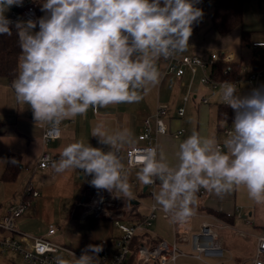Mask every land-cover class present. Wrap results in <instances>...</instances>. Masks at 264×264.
<instances>
[{"label": "clouds", "instance_id": "1", "mask_svg": "<svg viewBox=\"0 0 264 264\" xmlns=\"http://www.w3.org/2000/svg\"><path fill=\"white\" fill-rule=\"evenodd\" d=\"M198 2L43 0L44 16L13 21L5 13L24 0H0V35H12L15 28L21 50L11 84L16 102L31 108L36 125L51 126L85 116L90 108L140 102L164 77L158 62L187 51L193 24L204 15ZM220 89L221 101L235 113L222 144L193 130L179 144L175 164L156 147L140 157L137 180L152 187L155 205L178 222L195 214L201 188L222 196L243 186L250 199L264 203V91L242 96L229 81ZM91 136L110 150L77 140L60 150L52 169H78L92 176L94 188L131 198L129 172L117 153L133 144L132 131L99 121ZM15 163L0 159V165ZM102 250L89 244L79 258L73 252L70 258L55 255L54 264H99Z\"/></svg>", "mask_w": 264, "mask_h": 264}, {"label": "crops", "instance_id": "2", "mask_svg": "<svg viewBox=\"0 0 264 264\" xmlns=\"http://www.w3.org/2000/svg\"><path fill=\"white\" fill-rule=\"evenodd\" d=\"M217 2L218 0H202L199 8L203 10V5L208 6L206 10L212 14ZM39 3L41 7L43 1H39ZM40 14H42L41 10ZM202 25L199 20L198 27L193 28L192 35L189 38L187 51L177 54V56L195 55L208 60L213 52L232 54L233 61L240 62L242 66L246 67V71L240 78L237 93L242 96L250 94L252 85L248 81L249 76L253 71L262 69L261 67L264 64V49L252 47L254 42L264 41V0H255L248 3L245 7L242 28L234 30L227 36H220L211 26L205 28L206 26L203 27ZM242 31L248 33L247 45L241 43ZM158 67L163 73L167 67L166 61L163 59L159 61ZM200 79L201 72L193 76L190 71H187L183 77H178L173 73L164 74L160 84L138 103L113 104L100 109L98 112L90 108L85 116L64 120L60 124L61 138L48 145L47 148L54 155L59 156V152L64 146L77 140H83L93 147H99L105 152L109 151V146L98 143V138L91 136L93 127L99 121H104L112 130L128 127L132 131L133 144L124 147L122 150L125 151L131 147L143 145L138 137L144 120L151 117L154 122V113L159 104L166 105L169 108V114L166 117L168 133L158 138L157 150L164 152L169 163L175 164L177 162L176 152L179 144L193 130L198 131L202 136L216 137L218 142L222 144V136L224 138L222 130L227 125L218 123V106L221 103H217L216 106L212 105L211 101L215 100L214 91L205 89ZM258 83L261 90L264 91V77ZM11 84L5 78L0 77V159H8L12 154L19 155L22 162V171L16 182H3L1 177L7 165H0V214H4L11 205L19 204L23 200L26 186L32 182L40 192V196L34 199L33 205L17 220L20 231L36 236L46 235L49 226L55 224L50 222L47 228H37L35 222L39 221L43 214H49L51 220H62L61 209L64 206L69 207L71 205V211L66 214L65 218L68 225L62 232L57 226L58 231L56 235L51 237V240L82 254V250L89 244L100 245L105 240L115 238L113 236L115 224L112 220L103 218L100 222L92 225L91 220L88 218L85 220L78 218L84 210V206L80 203L86 201V195H91L98 190L89 183L92 179L91 175H85L78 169L58 174L52 167L48 169L36 168L40 155L45 150L43 143L44 125L35 124L29 106H23L16 102ZM186 97L187 100H185ZM204 98L209 100V104L203 103ZM180 108L185 109V114L182 117L178 114ZM220 127L222 130H220ZM180 129H184L185 133L176 137L175 134ZM120 158L126 165L125 157ZM137 171L135 168L130 169L129 175L135 179ZM24 181L27 185L21 190L20 187ZM145 188L147 186H141L139 182V189H131L134 190L135 197L120 196L126 207L125 219L128 222H137L148 213L149 207L146 211L140 210L142 203L139 196H149ZM204 190L206 192L204 196H200V191L196 194L197 200L194 207L197 216L195 222L198 219L201 223L205 219L204 216L207 215L215 216L213 213L222 214L232 220L231 223L227 222L231 227L239 222L253 228L256 246V237L264 234V203H257L250 199L246 188L243 186L222 196ZM238 209L241 211L240 214L237 212ZM157 215L156 219L160 215L161 219L172 227V223L164 217L162 210H159ZM71 227L83 232L88 227L92 234L89 236L72 235L70 237ZM238 231L245 232L239 229ZM57 236L61 237L62 240L55 241L54 238ZM63 255L67 257L66 254ZM9 260H7V263H9Z\"/></svg>", "mask_w": 264, "mask_h": 264}, {"label": "built area", "instance_id": "3", "mask_svg": "<svg viewBox=\"0 0 264 264\" xmlns=\"http://www.w3.org/2000/svg\"><path fill=\"white\" fill-rule=\"evenodd\" d=\"M202 0L196 4L200 6ZM38 0H31V4L24 7L21 11L15 8H10L5 13L6 17L16 21L33 19L36 20L41 17L40 5ZM198 27V22L193 24V28ZM35 29L34 31H38ZM253 48L264 49V41L254 42ZM167 67L164 70V74L173 73L178 77H183L187 71H190L192 75H196L201 72V84L205 89L213 90L220 93V85L225 81L214 79L211 76V66L216 62L233 61L232 54H222L219 52H213L210 54L208 60H204L195 55H185L182 57L174 56L169 60H165ZM246 71V67L243 66L240 70L239 78L232 82L236 85L237 91L240 82V78ZM264 77V71L262 69L255 70L249 76V83L252 85V90L260 89L261 87L258 81ZM262 91V90H261ZM188 98L186 97L185 100ZM203 103L209 104L207 98L203 99ZM221 104H224L221 102ZM169 114V108L166 105L159 104L154 113V122L151 117H147L144 120L143 127L139 134V140L143 142V145L134 146L127 150H122L117 153L119 157H125L126 170L130 169L139 170L141 163L140 157L143 151L149 147L157 148L158 138L168 133V124L166 117ZM179 116H184L185 109L180 108L178 110ZM231 129V125H227L223 128L222 132L226 138L228 132ZM185 133L184 129H180L175 134L179 137ZM61 127L51 126L44 124L43 143L45 150L40 155L36 168L48 169L51 167L52 160L58 159L59 156L54 155L47 146L58 141L61 138ZM129 182L131 189H139V182L133 179L129 175ZM146 192L152 197V187L147 186ZM27 199L22 200L17 205H11L4 214H0V254L5 255L7 253H16L21 257L23 264H54V256L57 254H68L73 252L77 258L81 255L75 250L61 245L51 240V237L56 235L58 228L56 225H50L48 232L44 236H36L29 233L22 232L18 229L17 220L24 214V212L33 205L34 199L40 196V192L30 182L25 190ZM205 190H200V196L205 195ZM118 195V194H116ZM107 190H97L88 201H83L80 205L84 206V210L79 214L78 218L85 220L88 217L95 218H107L114 222L115 226L121 231V235L117 238H111L103 241V250L96 256L99 264H128V261L134 256V264H177L180 257L191 256L202 259L203 257L219 259L221 263L225 257V250L223 243L219 235V230L230 229L234 231L227 222L217 218L214 215L204 216V220L201 221L199 231L195 232V213L188 221L178 222L172 219L170 214L164 212V217L172 223V231L174 240L169 242L165 239L151 234L149 227L153 224V221L157 218V212L162 210L159 206L153 203L149 206V212L137 222H128L126 218V207L114 208V204H123V199L116 196ZM153 199V197H152ZM163 211V210H162ZM240 214V209L237 210ZM235 234L241 236H248V233L235 230ZM140 235L143 237V241L133 246V241ZM135 247V248H134ZM184 247L191 248L192 252L187 253L183 250ZM68 257V255H67ZM70 258V257H68ZM7 264H15L14 260H9ZM241 264H264V234L256 237V249L255 254L247 262Z\"/></svg>", "mask_w": 264, "mask_h": 264}, {"label": "trees", "instance_id": "4", "mask_svg": "<svg viewBox=\"0 0 264 264\" xmlns=\"http://www.w3.org/2000/svg\"><path fill=\"white\" fill-rule=\"evenodd\" d=\"M255 0H218L213 12L211 14V28L214 29L220 36H227L234 30L242 28L245 16V7L248 3ZM259 1V0H258ZM31 4V0H24L22 7L12 6L18 11H21L24 7ZM248 33L242 31V45L248 44ZM21 50L19 47V40L16 33V29H12V35H0V77L5 78L7 81H12L18 75V63ZM240 62L231 61L229 63L224 61L216 62L211 66L210 72L214 79L220 81H234L239 78L240 70L242 68ZM259 68V67H258ZM264 71V64L262 65ZM258 70V69H257ZM234 110L226 105L220 104L218 106V123H224L225 125H231L234 119ZM220 130L222 128L220 127ZM8 159H15V164H7L4 173L2 174V181L7 183L16 182L22 171V162L19 155L12 154ZM95 193V192H93ZM92 193V194H93ZM91 195H86L85 200L88 201ZM27 199L24 192L23 200ZM215 216L223 221L232 222L228 217H225L219 213H213ZM91 220V224L95 225L103 218L88 217ZM143 237L137 235L133 241V246L141 243ZM135 248V247H134ZM128 264H134V256L130 258Z\"/></svg>", "mask_w": 264, "mask_h": 264}, {"label": "rangeland", "instance_id": "5", "mask_svg": "<svg viewBox=\"0 0 264 264\" xmlns=\"http://www.w3.org/2000/svg\"><path fill=\"white\" fill-rule=\"evenodd\" d=\"M39 1H43V0H39ZM206 8H208V6L203 5L204 15H203L202 19L200 20L201 24H203L202 26L203 27L206 26L205 28L211 26V17H210L211 13H210V11L208 12L206 10ZM41 13H42L41 17L45 15L44 12L41 11ZM215 93L216 92L213 93L215 96V100L211 101L212 105H214V106H216L217 103L220 104L222 102L221 97H220V93L217 92L216 95H215ZM224 139H225V137L223 138V136H222V142ZM26 185H27L26 181H24L22 183L20 189L22 190L23 188H25ZM142 185L143 184H141V186ZM131 191H132V197H135L136 194L134 193V190H131ZM139 200L142 203L141 207H140L141 211H146V209H148V207L152 204L151 197H149L147 195L146 196H139ZM122 206L125 207L124 204H120V205L117 203L114 204V208H119V207L121 208ZM71 207H72L71 205L69 207L64 206L63 209H61V215L63 217L62 220H56V219L51 220L49 217V214H45V215L43 214V215H41L42 218H40L39 221L35 222V224H36L35 226L37 228H47L49 226L48 224L50 222H52L56 226H59V228L62 232L63 229L68 225L66 223L65 218H66V214H68V212L71 211ZM148 212H149V209H148ZM199 224H200V221L197 219L195 222V226H196L195 232L199 231ZM233 228L237 229V230L238 229L243 230V231L247 232L249 235L244 237V236H241L239 234H235L234 231H231V230H220L219 231V235H220L222 243H223V248L225 250V257L221 261V263H223V264H241L242 262H247L255 254L256 246H255V239L253 237L254 229L249 227V226H245L243 223H239V222H237L233 226ZM149 229H150L151 234L156 235L162 239H165L169 242H173V240H174L172 227H170V225L167 222H164L163 219H161L160 215H159L158 219L153 221V224L149 227ZM113 230H114L113 236L115 238H117L121 235V233L117 229V227L114 226ZM82 234H84V235H82ZM90 234H92V231L88 230V227L85 229L84 232L79 231V230L71 227L70 237H72V235H81V236L87 235V236H89ZM58 236L54 238L55 241L56 240L57 241L62 240V238L58 237ZM183 250H185L187 253L192 252L191 248H188V247H184ZM8 259L14 260L15 264H23L21 257H19V255H17L16 253L11 252V253H7L5 255L0 254V264H7ZM219 262H220V260L215 259V258L203 257L202 259H199L196 257L184 256V257H180L178 259L177 264H219Z\"/></svg>", "mask_w": 264, "mask_h": 264}, {"label": "water", "instance_id": "6", "mask_svg": "<svg viewBox=\"0 0 264 264\" xmlns=\"http://www.w3.org/2000/svg\"><path fill=\"white\" fill-rule=\"evenodd\" d=\"M146 190V189H145ZM136 204V201L134 202Z\"/></svg>", "mask_w": 264, "mask_h": 264}]
</instances>
